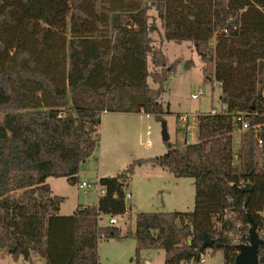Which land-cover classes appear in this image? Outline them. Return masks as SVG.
Here are the masks:
<instances>
[{
    "label": "trees",
    "instance_id": "trees-1",
    "mask_svg": "<svg viewBox=\"0 0 264 264\" xmlns=\"http://www.w3.org/2000/svg\"><path fill=\"white\" fill-rule=\"evenodd\" d=\"M151 9L162 20L164 41L192 43L207 80L217 32L236 58H259L256 88L240 102L249 109L199 113L195 143L166 142L162 156L99 178L104 194L97 204L60 215L64 197L52 193L47 179L80 183L82 166L100 144L104 113L158 120L170 113L162 96L181 60L168 62L154 45ZM148 164L193 179L195 204L187 212L136 214V264L143 249L163 250L164 264L199 263L208 249L234 264L237 246L249 243L247 215L264 228V0H0V259L5 251L30 264L34 255L45 264H100L99 242L128 238L101 221L128 212L125 187ZM247 184L251 192L243 191ZM205 236L213 244L194 256ZM258 255L264 264V245Z\"/></svg>",
    "mask_w": 264,
    "mask_h": 264
},
{
    "label": "rangeland",
    "instance_id": "rangeland-1",
    "mask_svg": "<svg viewBox=\"0 0 264 264\" xmlns=\"http://www.w3.org/2000/svg\"><path fill=\"white\" fill-rule=\"evenodd\" d=\"M149 15L151 17L149 21L158 27V32L152 34L155 44H157L163 41V23L154 9L149 10ZM188 45H192V43L165 41L162 46V51L167 56L168 62L181 60L180 65L167 82V92L162 96L163 106L170 112L163 116L170 136L169 142L177 147H183L185 138V132L180 128L178 122L179 116L195 113L205 114L212 110L226 113L246 112L249 109L248 105L240 102L247 101L248 96L251 95L250 92L254 91L257 85V75L255 76V74L259 58L252 54L236 58L230 52L226 36L221 32L215 33L211 41L215 61L214 71L209 80L204 76L202 59L193 45L192 48L187 47ZM189 60L193 65L188 69L186 64ZM148 82L155 86L152 79H149ZM193 94H197L199 97L192 99ZM232 96H236V100ZM116 118H122L124 123H122L123 121L110 122ZM106 120V144L102 151L101 166L99 169L97 166L92 167L96 161L91 159L82 166L79 174L80 182L90 183L92 187L80 190L78 185L72 186L64 178L51 179L56 180V182H52H54L56 191L60 193L59 195L65 197L61 204L63 215L73 214L75 209L81 205L97 204L100 196V186L96 178L97 171L102 177L117 176L134 160L159 157L165 153L164 151H167L166 142L162 140V120L153 116L137 114L109 115ZM241 135V131L232 135L234 153L238 150ZM197 139L198 137H194L187 139L186 142L195 143ZM236 163L237 157L234 158V164ZM180 182L182 181L160 167L148 164L135 169L125 187V190L133 195L130 200H127L128 212L115 218V226L120 228L122 234L128 238L120 241L114 239L101 241L98 250L100 264H136L138 243L131 235L135 232L137 213L187 212L194 209V193H190ZM160 185L166 189L158 192L159 188L157 187ZM169 189H171V193L167 192ZM101 224H108V219L104 218ZM231 236L239 238V235L236 236L235 233ZM204 258H206L205 264H223V254L220 251L212 254L208 249ZM139 259L142 264H164L165 253L161 249H143ZM13 260L5 251L2 252L0 264H14ZM15 264L29 263L18 259Z\"/></svg>",
    "mask_w": 264,
    "mask_h": 264
},
{
    "label": "water",
    "instance_id": "water-1",
    "mask_svg": "<svg viewBox=\"0 0 264 264\" xmlns=\"http://www.w3.org/2000/svg\"><path fill=\"white\" fill-rule=\"evenodd\" d=\"M162 126V140L164 142L170 141V136L168 134L167 124L164 120L161 121ZM253 190L252 185L247 184L244 188V192H251ZM249 222V243L240 244L237 246L239 253L235 258L234 264H259V255L258 248L260 245H264V241L260 238L257 232V225L250 215H247ZM191 243V241H189ZM213 244V241L210 240L207 236L204 237V242L198 250H196L193 255L201 256L207 247H210Z\"/></svg>",
    "mask_w": 264,
    "mask_h": 264
},
{
    "label": "crops",
    "instance_id": "crops-1",
    "mask_svg": "<svg viewBox=\"0 0 264 264\" xmlns=\"http://www.w3.org/2000/svg\"><path fill=\"white\" fill-rule=\"evenodd\" d=\"M164 33V31H162V34ZM150 37L151 38H153V39H155L154 38V36L151 34L150 35ZM156 43V42H155ZM154 43V45L156 46V47H158V48H160L161 50H162V46L164 45V43H165V41L163 40V41H160V42H158L157 44H155ZM190 43V42H189ZM191 47L192 48V45H188L187 47ZM189 47V48H190ZM152 86V85H151ZM115 114H117V115H120V114H135V113H104L103 115H102V117H101V126H100V133H101V137H100V144H99V146H98V148H97V150H96V152H95V154H94V156L92 157V158H90L89 160H91V159H94L96 162H94L93 163V165H92V167H94V166H97V169H99L100 168V166H101V157H102V155H103V153H102V151H103V149H104V145L106 144V136H105V124H106V117L107 116H109V115H115ZM237 114H239V113H237ZM137 115H145V114H143V113H139V114H137ZM145 116H147V117H152V116H150V115H145ZM123 121V119L122 118H116L115 120H111L110 122H116V123H119V122H122ZM122 123H124V121L122 122ZM180 139H181V137H180ZM183 141V140H182ZM184 145H185V143H187L186 142V140H185V138H184ZM184 145H183V147H184ZM179 148H182V147H179ZM163 152V151H162ZM164 152H166V151H164ZM163 152V153H164ZM88 160V161H89ZM87 161V162H88ZM86 162V163H87ZM144 166V165H143ZM143 166H141V167H143ZM141 167H139V168H141ZM137 169V168H136ZM85 170V169H84ZM83 170V171H84ZM164 170V169H163ZM86 171V170H85ZM84 171V172H85ZM164 171H166V170H164ZM168 172V171H167ZM102 176L100 175V174H98V171H97V180H99V178H101ZM51 179H59V178H49V179H47V183H48V185L50 186V188H51V190H52V193L54 194V195H58V196H61V195H59L60 193L58 192V191H56V189H55V187H54V185H53V183L54 182H52V181H55L56 182V180H51ZM81 180V179H80ZM180 181H182V182H180L186 189H188L189 190V192L191 193H194V198H195V187H194V181H193V179H188V178H181V179H179ZM187 186V187H186ZM157 188H159L157 191L158 192H160V191H163V190H165L166 189V187H164L163 185H160L159 187H157ZM168 193H171V189H169L168 191H167ZM63 197V196H62ZM133 197V195L131 194V198ZM65 198V197H64ZM98 202V201H97ZM61 207H62V205H61ZM60 215H63L62 213H61V208H60ZM63 216H66V215H63ZM99 244H100V242H99ZM99 244H98V250H99ZM20 260V259H19ZM14 262V264L16 263V261H18V260H13ZM36 262H43V263H45V261H44V259H42V258H40L38 255H34L33 256V262L31 263V264H34V263H36ZM42 263V264H43ZM30 264V263H29Z\"/></svg>",
    "mask_w": 264,
    "mask_h": 264
},
{
    "label": "built area",
    "instance_id": "built-area-1",
    "mask_svg": "<svg viewBox=\"0 0 264 264\" xmlns=\"http://www.w3.org/2000/svg\"><path fill=\"white\" fill-rule=\"evenodd\" d=\"M225 33H227V31H225ZM191 97H192V99H197L199 97V95L193 94ZM210 113L211 114H215L216 112H215V110H212V111H210ZM238 115H240V114H238ZM197 116H198L197 113H195V114H184V115L179 116L178 122H179L180 128H182V130L185 132L184 133L185 140L197 137V134H198ZM237 120L238 121L242 120V117L239 116L237 118ZM243 129L244 130L247 129V124L243 125ZM259 144L261 145L262 142L259 141ZM91 187H92V185L90 183H87V182H80L78 184V188L80 190H86V189H89ZM102 194H104V189L100 187L99 195H102ZM130 199H131V193L126 191L125 192V200H126V202H127V200H130ZM262 216L264 217V209H263V212H262ZM108 223L110 225H115L116 224V219L115 218H109L108 219ZM258 232H260L259 233V234H261L260 236L264 237V228L259 229ZM205 262H206V258L202 257L200 262L196 263V264H205Z\"/></svg>",
    "mask_w": 264,
    "mask_h": 264
},
{
    "label": "bare ground",
    "instance_id": "bare-ground-1",
    "mask_svg": "<svg viewBox=\"0 0 264 264\" xmlns=\"http://www.w3.org/2000/svg\"><path fill=\"white\" fill-rule=\"evenodd\" d=\"M258 231V230H257Z\"/></svg>",
    "mask_w": 264,
    "mask_h": 264
}]
</instances>
